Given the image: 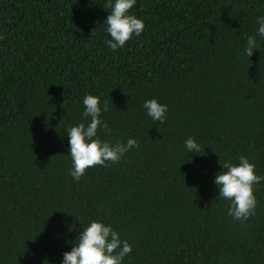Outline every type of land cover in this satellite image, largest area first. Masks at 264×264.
Returning <instances> with one entry per match:
<instances>
[{
    "label": "trees",
    "instance_id": "trees-1",
    "mask_svg": "<svg viewBox=\"0 0 264 264\" xmlns=\"http://www.w3.org/2000/svg\"><path fill=\"white\" fill-rule=\"evenodd\" d=\"M109 3L0 0V264H60L91 220L131 244L123 264H264V181L246 220L214 183L239 156L264 175V39L244 53L264 0H137L145 28L116 51ZM87 94L109 104L101 139L138 147L75 181L65 129Z\"/></svg>",
    "mask_w": 264,
    "mask_h": 264
},
{
    "label": "clouds",
    "instance_id": "clouds-1",
    "mask_svg": "<svg viewBox=\"0 0 264 264\" xmlns=\"http://www.w3.org/2000/svg\"><path fill=\"white\" fill-rule=\"evenodd\" d=\"M136 3L137 0H110L111 12L104 24L107 25L105 31L110 37L105 43L111 50L122 48L133 36L139 37L143 32L144 20L129 11ZM256 23V35L246 36L244 53L248 57L252 56L254 50H259L256 36L264 39V15L257 17ZM82 103V116L90 119L65 129L68 137L67 152L72 164L69 175L75 181L80 180L87 168L118 162L130 149L138 147L135 138L115 144L101 139L98 129H108L101 114L108 111L109 104L102 101L100 96L87 94ZM142 106L153 121L164 123L167 104L152 98L145 100ZM183 144L187 154L201 151V145L192 136L185 139ZM237 160L235 164L224 161L221 164L223 170L214 176V183L218 188L217 198L230 201L227 214L237 220H246L256 207L253 185L264 181V175L257 174L255 164L245 156H239ZM131 251V244L121 239L110 224L103 220H91L86 226L81 225L78 237L71 250L63 253L60 264H123L124 258Z\"/></svg>",
    "mask_w": 264,
    "mask_h": 264
}]
</instances>
